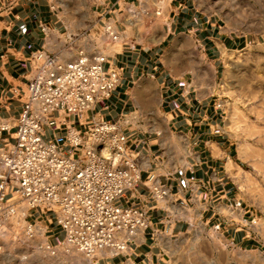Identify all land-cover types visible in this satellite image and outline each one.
<instances>
[{
    "label": "crops",
    "instance_id": "0c3cea01",
    "mask_svg": "<svg viewBox=\"0 0 264 264\" xmlns=\"http://www.w3.org/2000/svg\"><path fill=\"white\" fill-rule=\"evenodd\" d=\"M216 8L215 0H0V151L15 142L37 54L60 63L100 56L104 70L119 74L111 94L90 109L56 110L42 125L46 142L77 155L66 143L70 128L116 123L138 168L139 182L115 203L142 210L147 225L123 237V251L98 248V264H169L171 241L193 221L229 231L242 216L233 180L238 143L215 89L224 55L244 49L248 36ZM154 187L166 195L155 197ZM25 221L48 233L49 244L63 241L52 211L26 209Z\"/></svg>",
    "mask_w": 264,
    "mask_h": 264
},
{
    "label": "built area",
    "instance_id": "2783aa9c",
    "mask_svg": "<svg viewBox=\"0 0 264 264\" xmlns=\"http://www.w3.org/2000/svg\"><path fill=\"white\" fill-rule=\"evenodd\" d=\"M105 29L112 40L117 39L110 27ZM36 58L39 62L27 84L15 142L0 151V218L14 216L21 205L45 208L54 213L63 232L62 244L86 256L101 247L123 251V237L136 236L147 219L142 210L115 203L140 179L119 126L93 120L83 131L70 128L66 143L77 155L62 154L55 143L42 138L49 114L85 112L111 94L119 74L114 68L104 70L100 56L89 59L80 54L66 63L41 53ZM4 129L0 126V131ZM166 193L164 188L153 189L157 198ZM40 231L45 235L42 228L26 222L29 238ZM45 243L49 247L46 237Z\"/></svg>",
    "mask_w": 264,
    "mask_h": 264
},
{
    "label": "rangeland",
    "instance_id": "374dc122",
    "mask_svg": "<svg viewBox=\"0 0 264 264\" xmlns=\"http://www.w3.org/2000/svg\"><path fill=\"white\" fill-rule=\"evenodd\" d=\"M215 1L228 25L248 36L244 49L224 55L215 89L225 128L238 143L241 169L233 180L242 216L229 231L228 224L193 221L171 241L168 262L264 264V0ZM26 209L21 205L14 216L0 218V264H98L94 254L86 256L64 243L47 247L48 233L29 238Z\"/></svg>",
    "mask_w": 264,
    "mask_h": 264
},
{
    "label": "bare ground",
    "instance_id": "6f19581e",
    "mask_svg": "<svg viewBox=\"0 0 264 264\" xmlns=\"http://www.w3.org/2000/svg\"><path fill=\"white\" fill-rule=\"evenodd\" d=\"M100 250V249H99ZM94 258V257H93ZM95 263V262H94Z\"/></svg>",
    "mask_w": 264,
    "mask_h": 264
}]
</instances>
